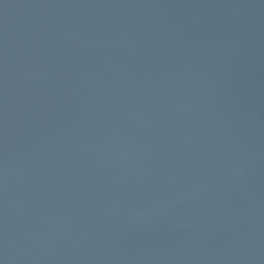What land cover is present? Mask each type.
Returning a JSON list of instances; mask_svg holds the SVG:
<instances>
[{"label":"water","instance_id":"95a60500","mask_svg":"<svg viewBox=\"0 0 264 264\" xmlns=\"http://www.w3.org/2000/svg\"><path fill=\"white\" fill-rule=\"evenodd\" d=\"M0 264H264V0H0Z\"/></svg>","mask_w":264,"mask_h":264}]
</instances>
